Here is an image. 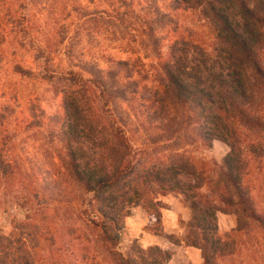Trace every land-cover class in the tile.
Wrapping results in <instances>:
<instances>
[{"label":"trees","instance_id":"1","mask_svg":"<svg viewBox=\"0 0 264 264\" xmlns=\"http://www.w3.org/2000/svg\"><path fill=\"white\" fill-rule=\"evenodd\" d=\"M165 2L209 27V49L179 36L167 57L158 53L153 68L131 57L102 68L75 58L68 42L73 64L41 75L55 85L58 110L47 116L34 103L32 118L22 125L48 138L46 146L55 153L45 150L46 165L28 153L15 154L7 144L13 134L0 129V203L11 200L24 212L9 234L0 233V264H167L172 253L158 245L144 247L133 239L126 251L119 246L136 206L150 215L145 230L163 233L166 205L160 197L168 194L179 195L190 210L184 232L168 238L200 249L201 264L234 261L248 239L264 245V0ZM146 5L136 10L135 0L112 2L102 20L158 52L156 24L163 15L173 17L158 0ZM95 12H83L88 32L95 29L91 21L96 28L97 21L103 24L91 16ZM60 30L63 43L67 26ZM14 70L33 75L20 63ZM133 117L154 142L173 146L198 139L211 146L220 140L229 151L208 172L181 152L153 158L128 134ZM5 119L0 110V127ZM219 212L236 215L228 233L219 231ZM67 215L68 225L62 222ZM44 245L51 252L44 253Z\"/></svg>","mask_w":264,"mask_h":264},{"label":"rangeland","instance_id":"2","mask_svg":"<svg viewBox=\"0 0 264 264\" xmlns=\"http://www.w3.org/2000/svg\"><path fill=\"white\" fill-rule=\"evenodd\" d=\"M112 2L117 3L118 0H0V110L6 115L5 124L0 129L6 127V130L13 134L7 144L14 146L15 154L28 153L35 162H43L46 165L45 150L55 153L54 148L46 146L50 143L43 133L25 131L22 125L25 120L32 118L31 105L34 103H37L47 116L58 110L61 98L57 96L55 85L44 80L41 75L50 71H66L70 64H73L65 52L68 42L72 43L70 45L75 58L77 56L87 58L102 68L111 66L114 60L131 57L137 58L139 64L146 69L153 68L160 59L158 53L163 58L167 57L169 45L175 37L184 36L208 49L213 42L212 32L206 24L189 20L185 12L174 11L168 7L165 0H158L160 8L170 13L173 18L168 20L163 15L162 20L156 24L155 36L161 39L159 51L155 52L153 45L147 40L143 44L124 38L129 35L127 32L122 35L123 29L119 26L104 23L102 16H106L112 9ZM141 2L148 8L147 0H135L136 10H139L140 5L142 7ZM84 11L90 13L96 11L91 16L101 18L103 24L97 21L96 28L95 21H91V26L95 29L86 31L89 22L84 21ZM88 18L90 17L86 20ZM61 25H66L68 29V37L63 43ZM144 34L142 38H146ZM17 63L31 69L33 75L30 77L20 75L14 70ZM130 121L128 134L133 143L137 147L147 148L153 158L165 159L169 152H181L189 156L198 168H204L208 172L215 163L222 162L229 151V146L220 140H214L211 146L203 144L198 139L182 141L177 143L179 145L173 146H170L173 143H168L169 141L154 142L148 139L135 117ZM55 148H58V145ZM23 164L25 167L29 166L26 160ZM204 191L206 188L202 192ZM23 213V209L17 207L11 200L0 203V233L9 234L13 230L14 218L22 219ZM69 214L74 215L72 210ZM223 214L226 213L219 212L222 222ZM230 216L234 220L232 227L234 228L236 215ZM62 222L68 225V222H71L69 215L63 218ZM181 227L183 233V223ZM133 239L137 238L126 236L124 227L119 248L126 251ZM261 242L248 239L246 243H242L239 254L234 256V261L226 260L219 264H264V245ZM48 248V245H44L43 252ZM49 252L51 250L44 253ZM55 257L59 259V253H56Z\"/></svg>","mask_w":264,"mask_h":264},{"label":"crops","instance_id":"3","mask_svg":"<svg viewBox=\"0 0 264 264\" xmlns=\"http://www.w3.org/2000/svg\"><path fill=\"white\" fill-rule=\"evenodd\" d=\"M165 207L161 212L162 234H156L145 230V226L150 223V215L141 207L132 208L131 214L125 219V234L137 238L140 243L146 247L149 245H158L162 249L172 253L167 264H201V251L197 247L188 246L184 243L175 244L168 236L182 234V222H185L190 217V210L183 204L180 196L168 194L161 197ZM222 217L218 214L219 231L225 233L234 226V220L230 214H223ZM228 220V221H227Z\"/></svg>","mask_w":264,"mask_h":264}]
</instances>
